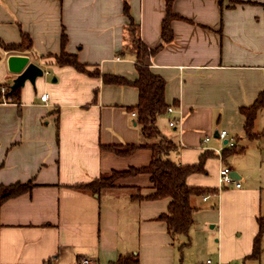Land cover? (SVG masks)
I'll list each match as a JSON object with an SVG mask.
<instances>
[{
	"label": "crops",
	"instance_id": "obj_1",
	"mask_svg": "<svg viewBox=\"0 0 264 264\" xmlns=\"http://www.w3.org/2000/svg\"><path fill=\"white\" fill-rule=\"evenodd\" d=\"M128 5L140 40L149 50L161 45L144 62L165 80V101L174 106L156 121L178 146L168 157L191 164L206 150L215 154L220 129L244 151L215 154L205 173L187 176L188 185L216 191L190 197L195 210L186 234L170 233L158 218L169 198L133 199L153 191L148 174L120 178L98 192L79 189L101 174L151 160L148 148L126 156L100 148L142 141L128 109L138 101L137 87L105 83L49 56L61 50L64 32V50L87 70L135 80L123 0H0V40L19 43L24 32L32 42L24 51L0 45V84L10 87L16 76L7 68L10 54L27 55L51 77L25 81L18 99L3 102L0 94V184H35L0 205V264H110L127 253L140 264H264V231L260 255L248 257L264 214V140L244 137L239 112L264 89V0H174L171 10L181 18L170 22V42L161 37L165 0ZM43 92L47 100L40 99ZM174 117L179 122L170 127ZM260 117L264 108L254 126ZM221 165L234 181L219 183Z\"/></svg>",
	"mask_w": 264,
	"mask_h": 264
},
{
	"label": "trees",
	"instance_id": "obj_2",
	"mask_svg": "<svg viewBox=\"0 0 264 264\" xmlns=\"http://www.w3.org/2000/svg\"><path fill=\"white\" fill-rule=\"evenodd\" d=\"M174 0H165L166 15L162 21L161 37L163 42H170L173 39V30L170 22L174 18H181L171 10ZM221 1V0H220ZM128 0H123V12L128 17L129 44L136 54L135 68L137 78L129 81L126 78L115 74H100L97 69L87 70L85 64L79 62L75 54L67 53L64 46L67 41L66 34H61V50L58 53L50 54L59 66H72L73 68L91 76L101 75L105 83L132 84L138 89V101L135 105L129 106L130 111H135V122L138 125L142 141L131 144L100 145L103 150L110 151L118 156H126L137 149L148 148L151 150L150 162L142 167H129L126 170H112L109 173L101 174L87 183L76 185L79 189L98 192L102 188L111 187L120 178L134 176L137 174H148L152 183L153 191L146 195H136L133 199H159L169 198L167 211L158 216L165 220L167 229L172 234H186L193 223V212L195 208L190 203L191 196H200L206 192L213 193L216 188L190 186L186 178L191 173H205V161L215 154L206 150L199 155L198 161L191 164H178L168 157L171 151L177 149V144L164 135L158 128L157 118L166 113L169 104L165 101L164 88L165 80L153 73L150 67L145 64L144 58L150 53L156 52L161 45L153 50L140 40L137 26L129 15ZM31 38L27 33H21L19 43L6 44L0 40V45L5 50H28L31 48ZM20 87L11 89L9 87L7 96L13 99L19 98ZM264 108V89L259 91L254 101L246 106L239 107V112L244 117L243 135L248 140H264V129L259 132L253 130L254 122L258 111ZM236 140L238 138H235ZM244 151L243 146L235 143L234 146L222 150V156L228 154H240ZM33 180L26 182H15L11 184H0V205L11 197L22 193L30 192L34 187ZM259 232L253 239L252 252L248 257H258L261 253V236L264 231V214L258 217ZM110 264H140L138 256L133 253L119 255Z\"/></svg>",
	"mask_w": 264,
	"mask_h": 264
},
{
	"label": "built area",
	"instance_id": "obj_3",
	"mask_svg": "<svg viewBox=\"0 0 264 264\" xmlns=\"http://www.w3.org/2000/svg\"><path fill=\"white\" fill-rule=\"evenodd\" d=\"M42 71L44 74H48L49 71L47 69L42 68ZM9 87L0 84V94H1V98L3 102H6L9 100V97L7 96V91H8ZM40 99L41 100H47L48 99V93L47 92H43L40 94ZM174 111V106L169 105L167 107L166 112L167 113H172ZM132 116H136V112L132 111L131 112ZM179 120L177 118H169L168 120V125L170 127H176L178 124ZM217 137L220 139V146L218 147H212L211 150H213L215 152V154L218 156L219 159H221L222 156V149L224 147H230V146H234L235 145V141L234 138L229 136V133L226 129H220L217 133ZM210 140V136H205L203 138L204 142H207ZM219 183L223 184L226 182H231L234 181V178L230 175V168L226 165H221L219 168ZM235 186L239 187L240 183L239 181L235 182ZM207 196L204 197V199H206ZM90 261L88 259H83L81 261V264H89ZM202 264H213L212 261L210 259H206L205 262H203Z\"/></svg>",
	"mask_w": 264,
	"mask_h": 264
},
{
	"label": "water",
	"instance_id": "obj_4",
	"mask_svg": "<svg viewBox=\"0 0 264 264\" xmlns=\"http://www.w3.org/2000/svg\"><path fill=\"white\" fill-rule=\"evenodd\" d=\"M6 63L8 70L16 75L10 85L11 89L23 86L25 81L34 85L36 78L43 74L42 68L29 61V57L24 54H10L6 58Z\"/></svg>",
	"mask_w": 264,
	"mask_h": 264
},
{
	"label": "rangeland",
	"instance_id": "obj_5",
	"mask_svg": "<svg viewBox=\"0 0 264 264\" xmlns=\"http://www.w3.org/2000/svg\"><path fill=\"white\" fill-rule=\"evenodd\" d=\"M51 77L50 76H48V75H44V76H40L39 77V79L38 80H46V81H48L49 79H50ZM12 81H13V78H10L9 79V81H8V85H11L12 84ZM262 127H264V119L262 118V117H260L258 120H257V122L255 123V126H254V130H260ZM241 143H246V140H245V138H242V140L240 141ZM172 152V151H171ZM171 152L168 154V156L171 154ZM236 156V155H235ZM234 157V155H232V156H230L229 157V159L230 158H233ZM237 157V160H235V162L237 161V162H239L240 160H241V158H242V156L241 155H239V156H236ZM247 157H249V155H247ZM231 161H233V160H229V163H230V165H232L233 166V164H232V162ZM234 167V166H233Z\"/></svg>",
	"mask_w": 264,
	"mask_h": 264
}]
</instances>
